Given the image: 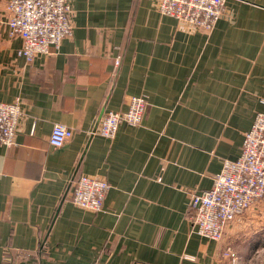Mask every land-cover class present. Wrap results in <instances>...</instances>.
Segmentation results:
<instances>
[{"label":"crops","instance_id":"crops-1","mask_svg":"<svg viewBox=\"0 0 264 264\" xmlns=\"http://www.w3.org/2000/svg\"><path fill=\"white\" fill-rule=\"evenodd\" d=\"M67 1L71 34L28 62L0 0V101L22 109L0 146V264H264V196L219 240L186 215L264 111V0H226L210 32L158 0ZM131 95L146 98L141 122L95 132ZM55 123L72 129L61 147ZM81 174L108 182L102 210L72 203Z\"/></svg>","mask_w":264,"mask_h":264},{"label":"built area","instance_id":"built-area-1","mask_svg":"<svg viewBox=\"0 0 264 264\" xmlns=\"http://www.w3.org/2000/svg\"><path fill=\"white\" fill-rule=\"evenodd\" d=\"M226 0H158L159 12L185 22L192 29L210 32L223 13ZM8 26L22 39L18 54L28 62L59 46L72 32L71 6L67 0H6ZM119 63V58L115 64ZM147 105L143 95H131L125 111H104L98 119V134L112 138L121 121L141 122ZM22 115L20 102L0 101V146L14 143ZM72 129L55 123L48 141L61 147ZM108 182L96 175L81 174L71 183L69 197L76 206L92 212L102 210ZM264 196V111H257L244 133L241 152L226 159L213 177L211 187L191 192L186 215L194 231L213 240L222 238L227 224ZM228 255L235 260L233 252Z\"/></svg>","mask_w":264,"mask_h":264}]
</instances>
